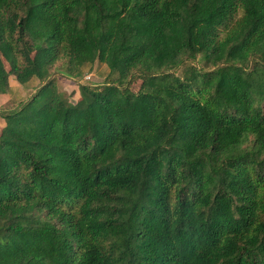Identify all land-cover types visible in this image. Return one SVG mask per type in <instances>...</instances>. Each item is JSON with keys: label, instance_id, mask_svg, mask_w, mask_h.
<instances>
[{"label": "trees", "instance_id": "obj_1", "mask_svg": "<svg viewBox=\"0 0 264 264\" xmlns=\"http://www.w3.org/2000/svg\"><path fill=\"white\" fill-rule=\"evenodd\" d=\"M11 77L0 264H264V0H0Z\"/></svg>", "mask_w": 264, "mask_h": 264}, {"label": "rangeland", "instance_id": "obj_2", "mask_svg": "<svg viewBox=\"0 0 264 264\" xmlns=\"http://www.w3.org/2000/svg\"><path fill=\"white\" fill-rule=\"evenodd\" d=\"M108 69L101 64H95L93 66H86L83 71L82 77L78 81L65 78L58 74L55 71L53 79L55 81L56 88L58 92L67 98L72 103H76L79 98V86L83 84H88L91 86L101 85L106 76L108 75ZM10 80V89L6 95H0V133L2 132L5 122L2 118L3 115H8L14 112L19 111L26 103H28L37 91L45 83H41L38 80L34 79L25 86L19 85L14 77L9 78ZM140 81H138L133 86V92H136L139 89ZM43 100L39 99L38 103H42Z\"/></svg>", "mask_w": 264, "mask_h": 264}]
</instances>
